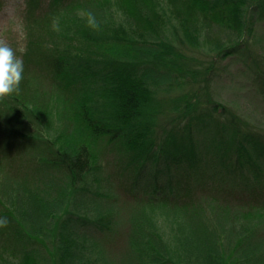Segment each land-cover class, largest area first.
I'll return each instance as SVG.
<instances>
[{
  "label": "trees",
  "instance_id": "obj_1",
  "mask_svg": "<svg viewBox=\"0 0 264 264\" xmlns=\"http://www.w3.org/2000/svg\"><path fill=\"white\" fill-rule=\"evenodd\" d=\"M40 1L42 0H29V13L26 18L33 16ZM49 1H53L54 10L64 0ZM83 1L86 3L89 0ZM148 1L138 0V3L144 23L145 21L149 23L151 19L155 24L151 31H147L152 37L151 41L144 42L145 40L139 38L128 39L120 33L118 34L120 37L110 36L111 34L107 33L109 24L107 25L109 27L105 28V23L101 19H97L92 28L88 21L83 25L84 16L75 15L73 18L65 14L72 24L76 19H80L76 22L78 35L85 37L88 35L86 41L93 37L97 43L92 45L112 42L107 45L108 47H91L88 53H82V57L77 54L68 58L59 54L57 50V55L40 57L38 64L56 79L59 78L65 92L77 93L81 99H84L87 112L94 109L99 114L101 105L110 106L107 111L111 113L101 118L93 117L91 121H107V124L111 125L106 126L103 123L92 125L89 130L94 133L93 141L100 138L99 141L105 143V153L113 151L117 160L114 164L120 165L121 170L117 174L121 179L117 182L118 186H115L132 190L133 196L135 195L132 192L137 188L147 190V194L151 196L144 205L152 206V214L159 209L162 212L171 210L176 212L172 215L179 220L200 219L201 224L192 230L201 240L203 235L209 236L208 241L216 250V246L219 247L218 263L264 264V222L250 231L245 238L238 232L235 233L232 226L230 229H227V226L223 228L219 226L223 231L217 232L215 224L211 221L214 216L213 211L225 215L223 218L220 217L222 222L229 221V215L253 218L260 215L261 210L264 211V207H260L259 204L264 201V0L252 2L248 8L249 15L246 12L244 16L243 10L239 8V2L244 0H185L189 6L195 7L198 14L200 12L202 15L208 14L213 21H232L231 18L236 13L237 30L242 32V36L237 43L220 49L214 57L205 54L207 56L205 58L203 54L201 56L188 54L190 49L194 50V46L198 45L192 41V39L198 40L191 34H194L195 29L190 30L187 22H183L181 26L183 31L179 29L175 31L176 28L172 27L173 23H165L163 9L158 15L153 5L147 3ZM68 10L71 12L72 9ZM161 19L164 24L161 23ZM81 24L88 28L86 32H82ZM158 24L162 29L164 28L162 34L157 28ZM135 25V34H138L139 27ZM165 27L172 28L171 33L173 32L174 35L172 39ZM114 30L118 32L116 26ZM258 32L263 34L255 42ZM61 33L63 35L62 29ZM41 38L45 42V37ZM247 38L253 41L254 50L252 47L249 48ZM38 42L41 43L40 40ZM110 47H113V50L108 53ZM56 49H58L57 45ZM228 58H236L235 62L239 63L234 73L229 71L228 64L231 63L224 64ZM227 72L230 74L229 79L234 81L231 90L237 96L239 93L242 94L243 98H240L245 100L254 112L251 110L248 113V110H244L240 100L231 103L232 105L228 104L229 99L226 101V98L229 97L223 94V90L219 88L216 90L219 79ZM186 81L194 83L192 85L200 83V89L193 90L192 93L174 95V91L183 88ZM164 90L168 95L163 100L159 98L158 92ZM220 98L225 103H222ZM3 99L0 97L1 105ZM94 104L99 107H95ZM3 110L0 109V119L10 120L13 117L18 120V115H14L17 109L15 111L12 107H8ZM165 117L168 122L163 125L161 122ZM88 121L91 122L87 118L84 119L85 123ZM53 154L54 152L49 153L54 157H50L47 162L43 160V165L45 168L61 169L67 179H71L70 182L63 180L62 184L66 189L71 186L70 188L76 190L74 182H83L84 173L91 174L93 162H96L92 160L91 153L86 149H83L81 156L75 160L66 156L59 159ZM19 169L22 171L21 166ZM163 175L166 177L165 180ZM23 176L25 182L29 180L26 175ZM53 188L60 191L58 187ZM87 190L91 192L90 189L83 188L84 193L80 194L83 197L78 198L84 200ZM67 193V190H63L58 200L62 201L66 198ZM93 194L97 195L98 192ZM106 194L111 195V191ZM182 194H186L187 197L181 198ZM237 196L241 200L247 199L250 207L220 208L222 202L219 200ZM189 197L192 200L186 202ZM53 202L54 204L50 203V205L55 207L51 206L53 209L45 212L49 219L57 215L58 211H55L60 207L59 205H62L60 202ZM77 204L78 201L74 205L75 209L80 208ZM65 209L64 216L70 215L72 218L73 214L67 205ZM170 213L166 212V214ZM71 218L66 219L64 228H59L57 224L61 222V218L56 217L53 230L46 228L47 226L42 230L43 238L40 235L43 234L41 231L36 232L34 228H30L29 223L24 218H20L15 211L3 212L0 208V221H7L0 225V239L8 245L6 248L11 249V254L13 253L18 260L17 263H9V261L6 263V259L2 258L0 264L24 262L26 264H87L85 247L82 246L83 238L86 236L81 237L75 231L73 236L81 240L74 239L70 236L71 230H69L72 222L73 228L76 229V224L85 225L87 220L79 216V219L85 220L83 224L76 223L78 220ZM116 218L112 213L106 220L95 218L94 226L115 233L117 231L115 227L119 225ZM153 226L154 230L151 227L144 228L145 236H142V242L146 246L144 251L149 254L147 256L151 260L150 264H176L166 258L162 252L167 251L168 247L169 249L174 247L157 232L154 223ZM131 227L137 234L138 227L134 224ZM227 231H230V234ZM112 238L110 246L104 245L106 250L115 248L119 240L117 238L114 242L115 237ZM46 239L50 242L52 239V246H47V250L45 246L44 252L40 251L41 249L36 250L37 245L47 242ZM132 241V246H135L134 240ZM29 243H32L33 249L28 248ZM189 243L186 244L189 250L184 248L185 253L191 258L197 257L199 250L194 244L191 247ZM95 247L96 245L91 244L90 249L87 250L89 254L92 252L97 254ZM50 248L52 250H49ZM173 250L175 251L176 247ZM130 252L132 255L129 264H133V258L139 259L140 256H134L136 253L133 249ZM0 255L5 256L2 252ZM14 256L12 258H15ZM102 256L107 261L106 251L102 252ZM196 263L200 264V261L196 260Z\"/></svg>",
  "mask_w": 264,
  "mask_h": 264
},
{
  "label": "rangeland",
  "instance_id": "obj_2",
  "mask_svg": "<svg viewBox=\"0 0 264 264\" xmlns=\"http://www.w3.org/2000/svg\"><path fill=\"white\" fill-rule=\"evenodd\" d=\"M254 1L256 0L239 2V8L243 10V16L246 15V12L249 15L248 8ZM40 2L33 16L26 18L29 13V0H0V42L10 44L16 49L17 55L23 57L24 61V78L21 81L19 90L4 96L3 104H0L2 111H4L3 108L8 107H12L15 111L17 109L18 111L14 115L17 114V117H19L18 120L13 117L10 120L0 119L1 211H15L20 218H24L29 223L27 224L30 228H34L36 232L41 231L43 234L40 235L44 238V231L42 230L46 226V228L53 230L56 217L61 218V222L57 226L59 228L65 227L66 219L71 218L70 215L64 216L67 205L72 212L71 214H73L71 219L78 220L77 222L75 221L76 223H85V220L78 218L79 216L87 220L85 225L76 224V229L72 226L73 222L69 225L70 236L74 239L81 240L73 236L75 231L81 237L86 236L83 238L84 245L82 246L85 247L84 251L87 257L85 261H87V264H129V258L132 255L130 251L132 249L136 253L134 256H140L139 259L133 258V264H150L151 260L147 256L148 253L144 251L146 246L142 242V236H145L144 228L151 227L154 230L153 223L157 232L165 237L169 245L174 247L173 249L176 247L175 251L169 249V247L167 251H162L166 258L173 260L176 264H197L196 260L200 261V264H220L218 263L219 247L216 246V250L215 246L213 247L212 243L208 241L209 236L203 235L201 240L198 234L192 230L201 224L200 219L195 220L192 218V220L187 221L185 217L186 221H183V219L179 220L172 215L176 212L171 210L162 212L159 209L155 212L157 214H152V206L144 205L148 203L147 198L151 196L147 194V190L137 188V190L132 192L135 195L133 196L131 194L132 190L130 191L121 186L117 187V182L121 179V176L117 174L121 170L120 165L114 164L117 160L113 151L105 153V143L102 144L99 141L100 138H96L93 141L94 133L89 130L92 125L96 126L102 123L106 126L111 125L107 124V121H91L93 117L101 118L105 117V114L111 113L107 111L110 106L101 105L99 114L94 109L87 112L84 107V103L86 104L83 101L84 99H81L77 93L65 92L58 80L59 78L56 79L53 74L38 64L40 57L45 58L47 55H57V50H59V54L72 58L77 54L81 56L82 53H88V49L91 47H108L107 45L112 42L107 41L92 45L97 43L93 37L86 41L89 38L87 37L88 35L86 37L85 35H78V23L76 22L80 19H76L75 23L72 24L65 17V14H69L73 18L75 15L84 16V25L86 21L89 22V13L91 12L94 14L95 21L101 19L105 23V28L111 27L107 31V33L111 34L110 36L116 35L117 37L120 33L128 39L139 38L140 40H145L144 42L152 40L147 31H151L154 28V22L150 19L149 23L148 21L144 23L138 0H89L86 3L83 0H64L54 10L52 8L55 7L53 1L42 0ZM147 3L153 5L155 13L158 15V12L163 9L162 12L166 18L165 23H173L172 27L176 28L175 31H178V29L183 31L181 27L183 22H187L190 30L195 29L194 34H191L193 37H197L198 40L192 39V41L198 45L194 46V50L190 49L188 54H198L200 56L203 54L204 58L206 55L214 57L220 49L226 48L232 43H237V40L242 36V32L237 30L236 13L233 14L232 21L219 22L210 19L208 14L202 15L201 12V14H198V11H195V7L189 6L185 0H149ZM68 9H72L71 12ZM161 23L164 24L163 20ZM108 24L109 26H107ZM135 24L139 27L138 34H135ZM83 25L81 24L82 32H86L88 28ZM93 25L95 24L89 23V26L92 27ZM113 25L117 27L118 32L114 30ZM38 26L39 28H37ZM157 28L161 30L159 33L162 34L164 28L162 29L159 24ZM171 29L165 27L170 39L174 37ZM94 34L97 35V33ZM262 34V32L256 34L255 42ZM41 37H45V42ZM175 38L177 41L176 35ZM39 40L41 43L38 42ZM176 41L174 39V42ZM247 41H249L248 38ZM56 45L58 49H56ZM248 46L249 48L252 47L253 50L255 49L253 48V41H249ZM112 50L113 47H110L107 51L110 53ZM235 61L236 58H228L224 63L225 65L231 63L228 64L230 73H234L239 67V63ZM229 78L230 74L228 72L224 74L219 79L220 82L217 83L216 90L217 88L223 90V94L229 97L226 98V101L229 99L228 104L232 105L231 103L240 100L244 110H248V113L251 110L254 112L253 108L242 99V94L239 93V96H237L231 90L234 81ZM192 84L194 83L186 81L183 88L174 91V95L177 93H192L193 90L200 89V83ZM158 95H160L159 98L164 100L168 94L164 90V92H158ZM220 99L222 103H225L222 98ZM94 106L99 107L96 104ZM85 118L91 122L85 123ZM167 122L168 120L165 117L162 119L161 124L166 125ZM83 149L91 153L93 161L96 160V162H93L92 173H84L83 182H74L76 183V190L70 188L71 186L66 189L63 187V180L70 182L71 179H67L61 169L45 168L43 160L47 162L50 157H54L49 155L50 152H54L59 159L66 156L75 160L81 156ZM19 166H21L22 171H20ZM97 166H100L101 170ZM23 174L29 179L26 182ZM163 179H166L164 175ZM81 186L85 190L90 189L91 191L88 192L87 190L84 194V200L78 198L81 196L80 194L84 193ZM53 187L60 188V191L53 190ZM63 190H67V196L62 201H59L58 196L59 194L61 195ZM108 191H111L109 196L106 194ZM94 192H98V194L95 195L93 194ZM183 197H187L186 194H182L181 198ZM191 200L189 197L186 202ZM53 201L62 204L58 207L61 210L57 208L55 211H58L57 215L53 219H49L45 212L55 207V205H50V203L54 204ZM77 201V205L80 208L77 209L76 207L75 209L74 205ZM219 201L222 202L220 208L224 206L233 209H244L245 206L250 207L247 199L241 200L238 196ZM259 204L261 205L260 207H264V201ZM206 207L207 205L204 208ZM47 208L48 210H46ZM166 212L172 213L166 214ZM110 213L117 217L116 220L118 219L119 222L117 228L115 227L117 230L115 233L103 230L99 226H94L96 225L94 223L95 218L101 221L106 220ZM213 213L214 216L213 218L211 217V221L215 224L217 232L223 231L220 227L227 226L226 228L230 229L232 226L235 233L238 232L245 238L250 234V231L264 222L263 210L260 211V215L253 218L229 215V221L224 222L220 219L225 215L222 216L218 211H213ZM133 224L139 229L137 234L134 228L132 229L131 227ZM30 231L32 232V230ZM227 232L230 234V231ZM45 235L47 236V234ZM112 237H115L114 242L117 241V238L119 240L115 248L106 250L104 245L110 246V241L113 240ZM136 237L138 240H136ZM153 238L155 241V237ZM46 240L49 243L45 242L43 245H37L36 248L38 249L36 250L41 249L40 251L44 252L45 246L46 250L47 246H52V239L51 242L48 239ZM132 240H134L135 246H132ZM187 243L190 246L194 244L196 249L199 250V254H196L197 257L191 258L185 253L184 248L187 251L189 250L186 246ZM31 244H27L29 249L34 248ZM91 244L96 245L94 250H96L97 254L93 252L89 254V251H87L88 248L90 249ZM7 246L0 239V253L2 252L5 255L4 257L0 255V259H6V263L8 261L9 263H17L18 260L13 253L11 254V249L6 248ZM49 250H52V248ZM251 250H253V247ZM103 251H106L108 263L102 256ZM252 252L251 254H253ZM12 256L15 258H12ZM23 264L26 263L24 262Z\"/></svg>",
  "mask_w": 264,
  "mask_h": 264
},
{
  "label": "clouds",
  "instance_id": "obj_3",
  "mask_svg": "<svg viewBox=\"0 0 264 264\" xmlns=\"http://www.w3.org/2000/svg\"><path fill=\"white\" fill-rule=\"evenodd\" d=\"M89 23H95L93 13H89ZM24 78L23 57L17 55L16 49L10 44L0 42V97L7 96L19 90ZM0 221V225L6 223Z\"/></svg>",
  "mask_w": 264,
  "mask_h": 264
}]
</instances>
